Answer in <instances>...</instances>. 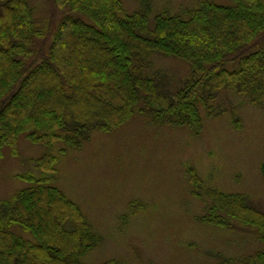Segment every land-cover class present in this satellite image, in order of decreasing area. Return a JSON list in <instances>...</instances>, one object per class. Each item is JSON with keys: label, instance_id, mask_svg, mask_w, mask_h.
<instances>
[{"label": "trees", "instance_id": "1", "mask_svg": "<svg viewBox=\"0 0 264 264\" xmlns=\"http://www.w3.org/2000/svg\"><path fill=\"white\" fill-rule=\"evenodd\" d=\"M53 2L69 13L41 49L46 34L30 0H0V158L5 147L18 154L22 135L49 150L62 146L36 159L39 174L19 175L29 186L0 203V264H85L100 244L80 206L55 184L59 153L81 148L94 132L113 131L135 114L199 132L200 106L214 116L225 89L264 107V0H203L163 12L154 28L147 10L127 14L122 0ZM154 53L191 67L181 88L162 89L147 73ZM189 173L200 189L197 172ZM208 195L201 222L230 229L237 220L264 243V212L246 194ZM240 263L264 264V249Z\"/></svg>", "mask_w": 264, "mask_h": 264}, {"label": "rangeland", "instance_id": "2", "mask_svg": "<svg viewBox=\"0 0 264 264\" xmlns=\"http://www.w3.org/2000/svg\"><path fill=\"white\" fill-rule=\"evenodd\" d=\"M203 0H122L124 11L147 10L151 28L155 18L176 14ZM229 4L230 0H211ZM48 48L57 24L69 12L53 0H30ZM43 52V51H42ZM253 51H248L249 55ZM147 73L162 89L175 91L191 76V67L178 59L154 53ZM236 62L230 69L236 70ZM214 116L200 106L203 127L154 125L135 114L110 132H94L81 148L59 153L56 186L77 203L101 236L100 244L82 259L85 264H219L264 249L257 231L230 219L223 229L201 222L211 205L208 190L246 194L264 212V107L233 90L220 91ZM49 150L17 142L0 158V203L28 187L19 175L34 172L35 160ZM201 179L197 189L190 169Z\"/></svg>", "mask_w": 264, "mask_h": 264}]
</instances>
